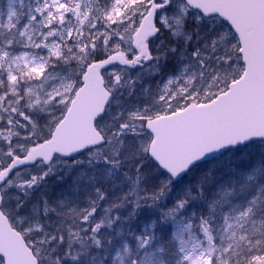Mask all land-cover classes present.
Instances as JSON below:
<instances>
[{"label":"rangeland","instance_id":"1","mask_svg":"<svg viewBox=\"0 0 264 264\" xmlns=\"http://www.w3.org/2000/svg\"><path fill=\"white\" fill-rule=\"evenodd\" d=\"M150 1L0 0V170L49 137L90 62L133 52ZM170 3L157 13L151 83L129 100L130 86L111 85L129 81L126 72L104 70L114 93L97 121L106 148L53 160L49 172L61 178L51 184L71 198L60 208L39 203L53 185L20 196L15 183L26 173L1 187V210L41 264H264V141L199 164L177 184L147 158L142 122L209 101L243 71L226 24L203 21L184 0ZM128 123L140 135L124 130ZM134 175L143 179L129 184Z\"/></svg>","mask_w":264,"mask_h":264},{"label":"water","instance_id":"2","mask_svg":"<svg viewBox=\"0 0 264 264\" xmlns=\"http://www.w3.org/2000/svg\"><path fill=\"white\" fill-rule=\"evenodd\" d=\"M152 4L133 34L138 54L127 59L110 54L89 63L82 84L77 88L63 117L50 136L13 157L0 170V186L17 169L54 156L70 158L104 142L95 121L109 100L100 70L114 63L136 67L151 59L147 39L157 33L154 18L169 0ZM204 17L218 16L238 40L242 74L227 88L204 103L191 102L173 113L146 121L153 135L148 154L173 180L192 166L214 158L228 149L254 140H264V0H185ZM144 58L143 63H137ZM1 198V192H0ZM0 257L3 264H37V259L20 232L0 210Z\"/></svg>","mask_w":264,"mask_h":264},{"label":"trees","instance_id":"3","mask_svg":"<svg viewBox=\"0 0 264 264\" xmlns=\"http://www.w3.org/2000/svg\"><path fill=\"white\" fill-rule=\"evenodd\" d=\"M218 20L222 24L225 25V23L222 20H220V19H218ZM228 31H229V29H228ZM99 57H101V56H99ZM256 142L259 143L260 141H256ZM256 142H251V143H249L247 145H243V146H240L238 148L239 149L246 148V147H248V146H250L252 144H256ZM260 144H262V141L260 142ZM74 159L75 158H70V159H64V158H60V157L56 158V160H59L60 163H65V164L71 162ZM52 162H53V160L51 162H48V163L39 162V163H36V164H34L32 166H28V167H24V168L16 170L13 173V175H18L20 173H22V174L26 173L27 175H26V179H25L26 181L25 182H17V183H15L14 190L16 192H18L20 194V196H25L24 191H26V190H28L30 188L33 189L34 187H36V186L38 187L39 185L48 186V187H50V185H53V184H51L52 181L55 180L56 177L57 178H61V175H57L55 173L51 174V172H49V169L51 168V165L53 164ZM103 162H106L104 158H103ZM39 167H41L42 170L44 169V171L42 172V170H40ZM37 168H38V172H37ZM112 170L115 173V170L114 169H112ZM156 171H160V170H156ZM136 172H137V170H135V173ZM11 178L12 177L10 176L8 181ZM128 179H129V181H128L129 184H131V180L135 181V184H136V183H140L138 181H141L143 178H142V176H138L137 177L136 175H134V177H130L129 176ZM8 181L6 183H8ZM40 181L43 182V183H40ZM170 182H172V181H170ZM172 183L177 184L178 182H172ZM71 195H73L72 192H70V191L67 192L66 186L63 185V186H60V187H58L56 189V187L53 185V189L49 190V188H48V189H46V190H44L43 192L40 193V195L38 197V202L41 203L43 201H50L51 203L55 204L56 208H60L61 207L60 205L64 204L66 200L71 198ZM176 201L178 202L177 199H176ZM63 210H64V208H63ZM181 214H183V213H181ZM27 244L31 248L33 253L35 254L34 249L31 247V245L28 242H27ZM79 247L84 249V250L87 249V248H84V247H81V246H79ZM35 256H36V254H35ZM40 262H41V260L38 259V264H41Z\"/></svg>","mask_w":264,"mask_h":264},{"label":"flooded vegetation","instance_id":"4","mask_svg":"<svg viewBox=\"0 0 264 264\" xmlns=\"http://www.w3.org/2000/svg\"><path fill=\"white\" fill-rule=\"evenodd\" d=\"M155 3H160V1L155 0ZM163 10L164 9H161V10H159V12H161ZM204 21H205V19H204ZM155 24L157 26L159 25V19H158V16L157 15H156V18H155ZM151 39L152 38H150L148 40V48H149V51H150V54H151V60L150 61L143 63L144 58L138 59L137 60V63H143V64L142 65H139V66H136V67H131V68H128V67H125V66H121L119 64H115L121 70H123V71L126 72L125 75L129 78V81L128 80H127V82L112 81V84L111 85L127 84L126 86H128V87L130 86V88L127 89V91L125 93L126 95H130L129 100L131 99V94H132L133 97H135L136 94L134 93V91L136 92L139 89H141L143 86H145L146 84L151 83V74L152 73H151V71H149V68H150V64L152 63V61L154 59V56H153L152 51H151V49H152L151 48ZM137 52L138 51L133 46V52L131 54L127 53L126 51H121L120 53L123 54V55H125L127 58H131L132 59L137 54ZM106 69H108V68H106ZM106 69H104V70H106ZM104 70H101L100 72H101V75H102L103 80H104L105 88L108 91V93L110 94V99H109V102H108V105H109L111 99L114 97V93L111 91L110 85H108V82H107L108 75L105 74L106 72ZM127 77H126V79H127ZM131 90H133V91H131ZM125 94L122 95L123 96L122 97L123 99H125L124 98ZM120 96H121V94H120ZM164 100H166V98ZM108 105H107V107H108ZM175 110H177V109H174V110H171V111H168V112H164V113H162V112L161 113H157V114H155L154 116H151V117H155V116H158V115H161V114H167V113H170V112L175 111ZM102 116L103 115H101L100 117H102ZM131 128H133V131L135 132V134L140 135L139 131L137 130L138 128L136 126L131 127V123H128V124H126L124 126V130H128L129 129L131 131ZM140 132L148 135L152 139L151 134L145 128V122H142V129H140ZM120 134H121L120 131H117L116 132V135L119 136ZM103 136H104V134H103ZM105 143L107 144V138H105ZM105 145L100 146L99 149L106 148ZM147 151H148V147H147Z\"/></svg>","mask_w":264,"mask_h":264}]
</instances>
